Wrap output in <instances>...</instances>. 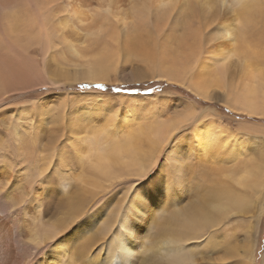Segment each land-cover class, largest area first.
I'll return each mask as SVG.
<instances>
[{"label": "rangeland", "instance_id": "obj_1", "mask_svg": "<svg viewBox=\"0 0 264 264\" xmlns=\"http://www.w3.org/2000/svg\"><path fill=\"white\" fill-rule=\"evenodd\" d=\"M212 1L214 6L202 11L195 6L193 0L181 1L184 7L179 31L171 38L161 40L170 23V17L174 15L176 5L172 9L159 6L155 14L152 8L149 12L141 14L139 6L134 10L129 8V0H119L116 9L99 6L93 0H87L86 19L79 21L70 11L74 6L68 5L67 0H63L60 2L61 7L57 15L59 18L65 16L70 20L74 30L83 35L81 42L75 40L72 42L73 45H70L69 40L74 39L75 36L63 34V29L57 25L56 30L51 34L49 45L43 43V47L29 49L27 51L29 54L27 53V57L22 61L13 59L11 62L10 59L5 63L0 60V132H2L0 161H5L12 167L15 163L16 171L19 161H23L28 156L31 165L39 160V156L45 157L52 164L59 150L62 159L57 160V167L52 168L50 177L53 180L67 177L70 185L80 191L81 200L74 206L73 211L65 202L49 201L46 210L51 218L70 217L74 218V222L78 221L85 211L94 205L102 192L115 181L120 180L113 178L107 181L97 177L100 187L96 186L93 175L95 173L89 169L87 156H84L86 143L81 139L78 140L77 136L83 137L87 132L100 129L107 124L109 117L113 120L108 126L109 130H115V126H120L118 122L124 113L133 117L130 122L135 126L139 125L147 132L152 124H172L173 133L177 130L178 123L173 119L158 117L153 121L147 120L145 117L150 112V106L134 101L136 95L154 97L170 90L175 91L180 96L189 98L186 118L199 117L197 123L202 119H208L212 121L213 126L222 127V132L226 135L225 139L229 140V146L220 147V150L212 149L213 151L207 152L204 158H200L193 148L195 129L185 133L167 146L164 155L148 178L137 183L132 190L127 205L122 210L129 218H131L129 203L138 188L145 189V186H150L151 182L158 183L164 188L167 184L170 188L168 191L164 190V200L154 203L149 213L144 216L143 220L148 217L147 225H143L141 221L136 223L141 231L134 228L133 233H139L140 238L127 233L132 239L135 237V247L130 251V255L131 261L138 262L137 264H229L231 261H239V264H264V202H262L264 187L259 191L262 192L260 195H253L250 188L237 187L233 182V178L246 170L255 168L264 170V146L261 141V138H264V117L246 112L240 113L227 107L240 89L238 86L240 70L235 60L241 57L237 56L244 57L245 52H250L252 54L247 57L251 59L253 65L264 67V25L252 17L257 24L244 35L245 39L242 40L240 33L235 39H225L230 43L221 51L229 49L234 55L228 67L224 69L222 78L215 79L221 71L216 63L202 70L200 74L194 75L193 69L196 65L192 61L195 57H200L203 52L205 33L221 20L225 12L234 18L232 24L234 27L239 25L238 32L247 18V15L239 9V0ZM258 2L260 5L264 4L263 0ZM152 3L157 2L152 0ZM219 33H213L208 40H214ZM136 36L139 44H148L144 47L146 51L131 45ZM104 53L108 54L110 63L106 71V80L90 82L71 81L67 78L73 74L75 68L83 67L86 62ZM50 56L51 67H49ZM167 69L178 71L182 80L179 82L167 80ZM189 82L207 84V89L211 91L209 98L190 91ZM139 85H143L139 90H144L145 93L128 90L129 87ZM148 87H151V93L147 92ZM109 96L116 97L118 101L127 99L128 102L120 104L115 100L104 98ZM40 97L42 103L36 105ZM171 99L176 102L171 105L172 110H175L181 97L176 96ZM161 107L163 108V102ZM70 124L78 128L74 135L71 134L74 131L70 132ZM13 130L15 132L18 130V133L16 132L15 135ZM165 145L166 143L160 146V151ZM66 148H71L75 152L79 164L78 170L73 171L63 160ZM230 149H235L233 155ZM159 152L157 154L156 151L153 152L152 160L155 159L150 161L151 164L146 172L155 165ZM171 155L176 157L175 162L181 163V171L176 173L180 178H177L173 167H169L168 161ZM193 155L196 156L197 162L188 169L184 168L183 162ZM60 166L65 169L63 172H57ZM70 185L68 184V189ZM59 190L62 192L64 188L61 187ZM220 190L225 195L231 196L230 191H234L239 196L241 202L237 203L238 207L222 220L236 217L232 220L236 227L226 235L217 237L208 235L216 226L199 228L196 237L175 243L180 248L178 254L174 247L170 249L167 240L160 239L166 232V216L172 208H183L200 201L202 195ZM254 192L258 193V191ZM117 195V193L111 194L101 208L94 212L100 217L99 222L91 220L93 214L86 218L84 221L87 228L81 229L71 237L68 244L74 245L77 242L85 244L86 254L95 250L94 258L98 255L105 257L114 245L113 233L119 227L118 220L114 221L109 216L113 212L112 205L116 203ZM79 206L83 214L80 213V216L75 218ZM108 217L109 220L105 223H109V231L104 238L101 221ZM66 221L70 227L74 224L70 219ZM129 224L127 223L128 226ZM86 235L103 237V240L95 242V238L88 242ZM197 240L204 242L195 246L194 242ZM161 244H164L162 251L159 250ZM97 245L100 246L97 248Z\"/></svg>", "mask_w": 264, "mask_h": 264}, {"label": "bare ground", "instance_id": "obj_2", "mask_svg": "<svg viewBox=\"0 0 264 264\" xmlns=\"http://www.w3.org/2000/svg\"><path fill=\"white\" fill-rule=\"evenodd\" d=\"M61 1L63 0H0L1 62L5 61L6 63L10 59L11 62L13 59L16 61L20 59L19 61H22L27 57V51L29 49L43 47V43L49 45L52 38L51 34L56 30L57 25L60 29H63V34L67 33L68 36H75L74 39L69 40L70 45H73L72 42L75 40L81 42L80 40L83 35L78 34L74 30L70 20L65 16L59 18L57 15L61 7ZM93 1L99 6L103 5L106 8L115 9L119 2V0ZM153 1H156L160 7H169L170 9L176 5L175 3H169V0ZM193 1L195 6L201 11L208 10L214 6L212 0ZM239 1L240 11L247 15L245 19L246 22L241 25L239 32V25L235 27L232 25L223 32H220L218 35L222 36L224 39H235L239 33L241 34L242 40L245 39L246 36L244 35L254 29L257 24L252 20V17L256 18L264 25V4L260 5L258 0ZM66 3L74 6L70 11L79 21L86 19L88 12L87 0H67ZM222 3L224 4V2ZM129 5L131 10L139 6L141 8L140 13L144 14L149 12L152 8V0L151 2L150 0H129ZM138 41V36L134 37L131 45L134 48H142L143 51H146L144 47L148 44L141 45ZM221 52L222 58L216 62V65L221 71L216 75V80L224 76V69L228 67L234 55L232 54L233 51L229 49ZM197 54L198 53H196V55ZM250 54L252 53L245 52L244 57L238 55L237 57L241 58H236L235 60V64L240 70L238 75V86L240 89L234 96V99L228 103L227 107L240 113L246 112L264 117V67L254 66L251 59L247 57ZM199 58L200 57H195L192 63L197 65ZM18 63L21 64L20 62ZM109 64V56L104 53L86 62L83 67L75 68L73 74L69 77L67 76V78L71 81L90 82L106 80V71L108 70L107 67ZM166 79L179 82L182 80V76L178 71L167 69ZM206 86L207 84L200 82L188 83L190 91L192 90L195 94L204 98H209L211 91L208 90ZM107 119V124L103 125L100 129L93 130L89 133L87 132L88 134L86 133L83 137L77 136L78 140L81 139L86 143L84 156H87V165L89 169L95 173L93 175H95L97 187H100L97 177H102L107 181H111L113 178L131 175L140 176L142 173H145L151 164L150 161L155 159L152 160L153 152L156 151L157 154L160 151V146H163L168 141L174 129L172 124H152L148 128L150 129L149 132H147L141 129L139 125L135 126L133 122H130L133 117L124 113L118 122L120 126H115V130H109L110 127L108 126L113 120L112 117ZM203 120L206 119H202L201 121ZM70 125V132L74 131V133H71L74 135L76 133L75 130L78 128L76 125V127H72V124ZM6 126L8 127V125ZM17 131L18 130H16V132ZM205 131L206 129L200 130L201 133ZM208 131L211 132L213 140L205 141L208 148L204 151L203 155L200 144L196 143L195 139L193 141L195 153L198 157L202 155L200 158H204L207 152L212 149L214 150L217 148V150H220V147H227L229 144V140L225 139L226 135L222 132L221 126L220 128L215 127L210 123ZM16 132L14 131L15 135ZM193 135L195 138L199 133L194 130ZM18 140L20 139L18 138ZM21 140L23 141V139ZM85 145L83 144L82 147H85ZM234 150L235 149H230L232 155ZM22 153H20V155ZM173 156L174 155H171L169 157L170 160L177 161V159L175 160L176 157ZM233 157L235 158L237 156ZM29 159L28 156L23 161L20 160L16 171L5 173L9 176V184L4 192H0V264H30L31 261H33V264H58L61 255L60 245L68 244L71 237L76 235L81 229L87 228L86 222L84 221L72 231L60 237L50 247L44 248L46 244L58 238L69 229L70 225L66 219L72 221L74 219L70 217L64 219L61 217L51 218L48 216L46 208L49 201L58 200L59 202H65L70 207L71 211H73L74 206L79 204L81 196L80 191H77L70 185L71 183L67 180V177L53 180V178L50 177V172L42 176L51 164L48 159L45 157L40 158L39 156V160L34 165H31V160L29 162ZM3 162L6 163L9 168L12 167L11 164L5 161ZM180 164L181 163L176 162L175 167L173 166L175 174L181 171ZM37 178L38 182L32 186V182ZM177 178H180L179 174ZM233 182L237 187L250 188L253 195H260L262 192L259 191L264 187V170H259L258 168L246 170L233 178ZM68 184L70 185L69 189ZM149 185L150 186H145L146 188L142 190L138 188L134 198H131L129 203V210L131 209L129 216L131 218L123 212H121L119 216L113 212L110 213V218L112 217L114 221L116 219L118 220L119 227H117V230L113 233L112 242L114 245L110 248L108 254L105 257L101 255L97 256L103 264L138 263L131 261L130 251L135 247V237L132 239L129 234H134L137 238H140L139 233H133L134 228L139 232L141 231V228L136 226V223L141 221L143 225H147L148 217L146 220H143L144 216L149 213L154 203H160L164 200V190L166 189V191H168L169 188L167 184L166 188L153 182ZM105 186L108 187L109 185ZM61 187L64 188L62 192L59 190ZM20 190V196L15 203H12ZM254 191H258V193ZM230 194L231 196L225 195L222 190H220L218 192L202 195L200 201L198 200L183 208H175L173 205L174 208H172L166 216V232L160 239L167 240L170 249L174 247L178 254L180 248L175 243L181 242L184 239L188 240L196 237V232L199 228L217 226L225 216L228 217L230 213L238 207L237 203L241 202L238 194L234 191H230ZM57 206L58 204L56 207ZM56 207H54V210ZM80 213L81 215L83 214V212H81V206L77 208L75 218H78ZM99 218L98 214L93 213L91 220L93 222H99ZM107 220H109V217L101 221L103 224L102 236L104 238L109 231V223H105ZM127 223H130L129 226ZM103 237L96 238L95 235H86V241L89 242L96 238L95 242H97L103 240ZM81 245L83 250L87 251V248L85 249V244ZM163 246L164 244L160 245V251L164 249ZM164 253H166V251ZM96 258H93V260L95 261ZM69 262L72 264L71 255H69Z\"/></svg>", "mask_w": 264, "mask_h": 264}, {"label": "snow or ice", "instance_id": "obj_3", "mask_svg": "<svg viewBox=\"0 0 264 264\" xmlns=\"http://www.w3.org/2000/svg\"><path fill=\"white\" fill-rule=\"evenodd\" d=\"M169 3H175L176 7L174 9V15L170 17V23L168 24L163 35L161 36V40H164L165 38H171L175 34V32L179 31L183 21L182 9L184 7V4L181 2V0H169ZM152 9H153V13L155 14L156 11H158L159 9V4L152 3ZM233 22H234V18L228 12H225L221 20L205 33L204 35L205 47L203 48V52L199 58L198 64L193 69L194 75L200 74L202 70H206L207 68L211 67L214 63H216L220 58H222L221 49L226 45H228L230 41L225 40L222 36L219 35L216 36L215 39L212 41H209L208 37L212 36L213 33L223 32L226 28L231 27ZM55 54L56 53H53V55ZM51 64H52V60L50 56L49 67H51ZM128 90L133 92H138V86H132ZM117 91H120V89H117ZM151 91H152L151 87H148L147 92L151 93ZM176 96L181 97V100L178 104H176L175 110H172L171 105L176 102L171 98ZM104 98L115 100L120 104L128 102L127 99L123 101H118L114 96H109ZM133 99L134 101L143 102L144 104L150 106V112L145 117L147 120L153 121L155 118L158 117H164L166 119L170 118L178 123L177 130L172 134V136L169 137L168 141L166 142V145L159 152L155 165L148 172L142 173L140 176H136V177H121L120 180L115 181L112 185H110L104 192H102L97 197L94 205L90 206L78 221H76L64 234H61L58 238L46 244L44 248L50 247L60 237L64 236L67 232L71 231L74 227L79 225L82 221H84L86 218H88L94 212L100 209L101 206L104 204L105 200L113 193H117L118 195H117L116 203L112 205V211L114 214L119 216L122 210L126 207L128 198L130 197L131 192L135 188L136 184L148 178L152 170L156 167V164L158 163L159 159L164 155L167 146L170 143L174 142V140L179 139L180 136L184 135L185 133L192 132L195 129L197 133H199V135H197L194 139L196 143L200 144V147L202 149V155L204 151L208 148V145L205 143V141L213 140V136L211 132L208 131V126L210 123H212L210 120L206 119L203 121H199V123H197L199 117H196L195 119L186 118L185 114L189 110L188 97L180 96L175 91L170 90L167 93H162L161 95L154 97L148 95H136ZM162 102H163V108L161 107ZM40 103H42V97L38 98L36 105H39ZM201 129H206V131L201 133L200 132ZM0 135H2V132H0ZM65 139H67V137ZM261 141H262V146H264V138H261ZM63 157L65 163L69 167H71L73 171L78 170L79 168L78 160L75 155V152L71 148H66ZM60 158H61V154L60 151L58 150L56 153V159L53 160L52 164L48 167L47 171L42 174V176L49 173L52 170V168H56L57 160L59 159L60 161ZM196 162H197V158L195 155H193L188 160L184 161L182 166L188 169ZM168 164L169 167H173L176 165V162L173 160H169ZM15 167H16L15 163L13 164V167L9 168L6 163L0 161V192H4L9 184V176L5 173H11L12 171L15 170ZM64 170L65 169L62 166L57 168V172H63ZM37 182H38V178L32 182V186ZM20 194H21V190L17 193V196L12 203L16 202ZM262 202H264V200H262ZM235 219L236 217H233L230 220L222 221L215 228H212L208 235L211 237L226 235L227 232L231 231L232 228L236 227V225L232 223V220ZM88 231H86V233ZM203 242H204L203 240H197L194 242V245L199 246V244ZM99 246L100 245H97V248ZM60 252L61 255L58 264H70L69 255H71L72 257V264H103V262L99 260V257H97L95 261L93 260V258L96 255L95 250L86 254L85 250H83L82 248L81 243L79 242H77L74 245L72 244L60 245ZM30 264H33V261H31ZM229 264H239V261H231L229 262Z\"/></svg>", "mask_w": 264, "mask_h": 264}, {"label": "trees", "instance_id": "obj_4", "mask_svg": "<svg viewBox=\"0 0 264 264\" xmlns=\"http://www.w3.org/2000/svg\"><path fill=\"white\" fill-rule=\"evenodd\" d=\"M142 86H143V85H142ZM142 86H141V85L138 86V92H140V93H145L144 90H139ZM129 88H131V87H129Z\"/></svg>", "mask_w": 264, "mask_h": 264}]
</instances>
